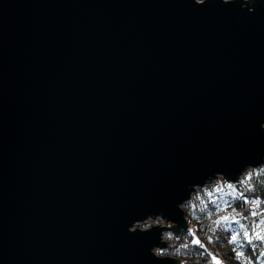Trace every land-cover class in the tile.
I'll return each instance as SVG.
<instances>
[{
    "label": "water",
    "instance_id": "95a60500",
    "mask_svg": "<svg viewBox=\"0 0 264 264\" xmlns=\"http://www.w3.org/2000/svg\"><path fill=\"white\" fill-rule=\"evenodd\" d=\"M262 166L264 0H0V264H181Z\"/></svg>",
    "mask_w": 264,
    "mask_h": 264
},
{
    "label": "trees",
    "instance_id": "16d2710c",
    "mask_svg": "<svg viewBox=\"0 0 264 264\" xmlns=\"http://www.w3.org/2000/svg\"><path fill=\"white\" fill-rule=\"evenodd\" d=\"M221 187H207L186 204L189 229L179 235L166 232L167 248L159 251L161 256L176 257L181 264H216L217 260L221 264H264V239H260L264 236V166L249 171L236 184L223 181ZM223 225L234 231L236 243L225 237ZM215 228L216 233L221 229L223 239H218ZM209 241L218 247L214 250ZM226 247L233 252L221 251Z\"/></svg>",
    "mask_w": 264,
    "mask_h": 264
},
{
    "label": "rangeland",
    "instance_id": "374dc122",
    "mask_svg": "<svg viewBox=\"0 0 264 264\" xmlns=\"http://www.w3.org/2000/svg\"><path fill=\"white\" fill-rule=\"evenodd\" d=\"M246 174H249V172H247ZM223 181H225L224 180V178L222 177V176H219V177H217V179L216 180H214L213 181V183L211 184V185H208L207 187L208 188H210V186H212L214 189H218V190H221V183L223 182ZM206 187V188H207ZM205 190V188H203V189H198V191L193 195V198L194 197H197V196H199L201 193H202V191H204ZM186 206V205H185ZM185 206H183V209H185ZM170 226V225H167V223L165 222V221H163L161 218H158V219H150V220H148V223H140L139 224V226H137V228H139V229H142V230H149V229H151L152 228V226ZM224 227V230H225V237H226V235H227V238L230 240V238H231V236L232 235H234V231H232V229L228 226V225H223ZM226 226V227H225ZM218 231V228H215L214 230H213V232L214 233H216ZM221 232V233H220ZM220 233V234H219ZM216 234H218V239H223V238H221V236H224V234L222 233V231H221V229H220V231L218 232V233H216ZM166 235V234H165ZM164 235V236H165ZM209 236H210V232H209ZM211 238V237H210ZM209 239V238H208ZM165 240V239H164ZM209 245L215 250V247H218V245L217 244H213L211 241H209ZM224 250H226V251H231V249L230 248H228V247H226L225 249H221V251H224ZM231 252H233V250L231 251ZM155 254L157 255V256H159V257H165V256H161L160 254H159V250L158 249H156L155 250Z\"/></svg>",
    "mask_w": 264,
    "mask_h": 264
},
{
    "label": "snow or ice",
    "instance_id": "6c2138e0",
    "mask_svg": "<svg viewBox=\"0 0 264 264\" xmlns=\"http://www.w3.org/2000/svg\"><path fill=\"white\" fill-rule=\"evenodd\" d=\"M253 215H256V213H253ZM225 221L228 220V217H224ZM241 227H243V225H241ZM249 235V233L247 231L244 232V236L247 237ZM260 239H264V236L260 237ZM237 237L235 235H233L231 237V242L232 243H236ZM196 243H199V241H196ZM216 264H221V262L219 260L216 261Z\"/></svg>",
    "mask_w": 264,
    "mask_h": 264
},
{
    "label": "built area",
    "instance_id": "2783aa9c",
    "mask_svg": "<svg viewBox=\"0 0 264 264\" xmlns=\"http://www.w3.org/2000/svg\"><path fill=\"white\" fill-rule=\"evenodd\" d=\"M197 1H198V2H203V1H205V0H197ZM224 1L228 2V1H234V0H224ZM243 1H251V0H243ZM146 223H148V221H147Z\"/></svg>",
    "mask_w": 264,
    "mask_h": 264
}]
</instances>
